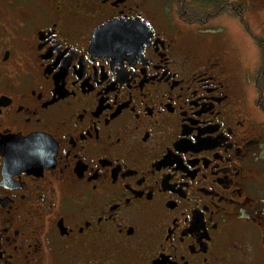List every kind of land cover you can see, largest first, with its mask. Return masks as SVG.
<instances>
[{"label":"flooded vegetation","instance_id":"obj_1","mask_svg":"<svg viewBox=\"0 0 264 264\" xmlns=\"http://www.w3.org/2000/svg\"><path fill=\"white\" fill-rule=\"evenodd\" d=\"M196 2L0 0V264H264V0Z\"/></svg>","mask_w":264,"mask_h":264},{"label":"rangeland","instance_id":"obj_2","mask_svg":"<svg viewBox=\"0 0 264 264\" xmlns=\"http://www.w3.org/2000/svg\"><path fill=\"white\" fill-rule=\"evenodd\" d=\"M192 3L198 4L196 0H192ZM252 23L255 26L258 25V21L254 18L252 19ZM226 25L227 29H223L221 21L215 20L209 24V27H211L210 32L223 34L225 46L230 50V54H233L235 62L237 63L236 66L238 65V68L246 70L242 72L243 78L252 84L251 86L254 90L259 86L264 95V62H261L260 53L258 58L259 61L256 64L250 63L253 52L256 53V47L254 50L252 46L250 47V43L245 34L240 32V29L234 23H227Z\"/></svg>","mask_w":264,"mask_h":264},{"label":"water","instance_id":"obj_3","mask_svg":"<svg viewBox=\"0 0 264 264\" xmlns=\"http://www.w3.org/2000/svg\"><path fill=\"white\" fill-rule=\"evenodd\" d=\"M121 27L118 29V32H115L113 27L114 26H120ZM132 25L130 24H119V23H108L105 26L101 27L98 29L95 33L94 39H93V44L97 45L98 42L100 41V38L103 37L104 33H109V31L113 32L115 36H121L122 34L125 36H132ZM39 138L36 136H30V137H14L12 138V141L16 143V146L18 147H27L29 148L32 146Z\"/></svg>","mask_w":264,"mask_h":264}]
</instances>
